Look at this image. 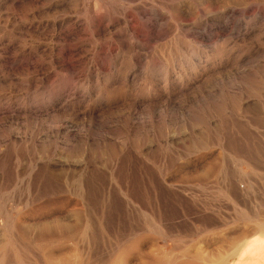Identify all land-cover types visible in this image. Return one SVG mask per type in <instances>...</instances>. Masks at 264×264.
I'll return each instance as SVG.
<instances>
[{
    "label": "rangeland",
    "instance_id": "1",
    "mask_svg": "<svg viewBox=\"0 0 264 264\" xmlns=\"http://www.w3.org/2000/svg\"><path fill=\"white\" fill-rule=\"evenodd\" d=\"M223 262L264 264V0H0V264Z\"/></svg>",
    "mask_w": 264,
    "mask_h": 264
},
{
    "label": "bare ground",
    "instance_id": "2",
    "mask_svg": "<svg viewBox=\"0 0 264 264\" xmlns=\"http://www.w3.org/2000/svg\"><path fill=\"white\" fill-rule=\"evenodd\" d=\"M254 231H255V230H254ZM18 248H19V247H18ZM157 258H158V257H157ZM111 260H112V259H111ZM74 262H75V261H74ZM223 263H224V262H223ZM223 263H222V264H223ZM225 263H226V262H225ZM225 263H224V264H225ZM237 263H238V262H237ZM167 264H168V263H167ZM220 264H221V263H220Z\"/></svg>",
    "mask_w": 264,
    "mask_h": 264
}]
</instances>
